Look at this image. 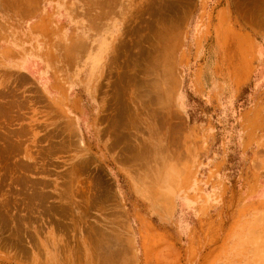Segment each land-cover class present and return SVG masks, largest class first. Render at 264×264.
I'll use <instances>...</instances> for the list:
<instances>
[{
    "label": "rangeland",
    "instance_id": "rangeland-1",
    "mask_svg": "<svg viewBox=\"0 0 264 264\" xmlns=\"http://www.w3.org/2000/svg\"><path fill=\"white\" fill-rule=\"evenodd\" d=\"M259 1L0 0V264H264Z\"/></svg>",
    "mask_w": 264,
    "mask_h": 264
},
{
    "label": "crops",
    "instance_id": "crops-1",
    "mask_svg": "<svg viewBox=\"0 0 264 264\" xmlns=\"http://www.w3.org/2000/svg\"><path fill=\"white\" fill-rule=\"evenodd\" d=\"M259 6L261 9L258 11L256 19H245V33L251 34V37H254L256 40H258L260 47L264 48V0L259 1Z\"/></svg>",
    "mask_w": 264,
    "mask_h": 264
}]
</instances>
